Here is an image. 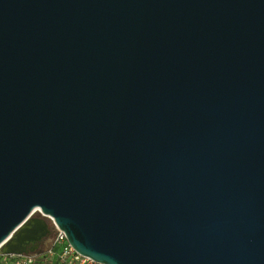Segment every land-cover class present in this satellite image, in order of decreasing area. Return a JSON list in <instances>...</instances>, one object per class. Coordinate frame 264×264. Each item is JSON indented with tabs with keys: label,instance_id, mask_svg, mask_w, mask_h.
<instances>
[{
	"label": "water",
	"instance_id": "water-1",
	"mask_svg": "<svg viewBox=\"0 0 264 264\" xmlns=\"http://www.w3.org/2000/svg\"><path fill=\"white\" fill-rule=\"evenodd\" d=\"M39 212L99 264H264V0H0L3 253Z\"/></svg>",
	"mask_w": 264,
	"mask_h": 264
},
{
	"label": "built area",
	"instance_id": "built-area-1",
	"mask_svg": "<svg viewBox=\"0 0 264 264\" xmlns=\"http://www.w3.org/2000/svg\"><path fill=\"white\" fill-rule=\"evenodd\" d=\"M48 223L49 232L40 242L36 244L34 249L23 253H3L0 248V264H37L38 262L48 260L51 264H99L94 262L87 256L76 252L67 242L66 236L61 231L53 219L39 212ZM46 244L42 257L39 260L37 254L42 245Z\"/></svg>",
	"mask_w": 264,
	"mask_h": 264
},
{
	"label": "rangeland",
	"instance_id": "rangeland-1",
	"mask_svg": "<svg viewBox=\"0 0 264 264\" xmlns=\"http://www.w3.org/2000/svg\"><path fill=\"white\" fill-rule=\"evenodd\" d=\"M33 216H35V217H40V215H39L38 213H35ZM46 244H47V242H46L44 245H42V247H41L40 250H39V253L37 254V256L39 257V258H38L39 260L44 259V258L42 257V254H43V251H44L45 248H46Z\"/></svg>",
	"mask_w": 264,
	"mask_h": 264
},
{
	"label": "bare ground",
	"instance_id": "bare-ground-1",
	"mask_svg": "<svg viewBox=\"0 0 264 264\" xmlns=\"http://www.w3.org/2000/svg\"><path fill=\"white\" fill-rule=\"evenodd\" d=\"M20 246H18L16 243H9V248L13 249V250H18ZM23 247V246H22Z\"/></svg>",
	"mask_w": 264,
	"mask_h": 264
},
{
	"label": "trees",
	"instance_id": "trees-1",
	"mask_svg": "<svg viewBox=\"0 0 264 264\" xmlns=\"http://www.w3.org/2000/svg\"><path fill=\"white\" fill-rule=\"evenodd\" d=\"M37 264H51V263L50 261L44 260V261L38 262Z\"/></svg>",
	"mask_w": 264,
	"mask_h": 264
},
{
	"label": "crops",
	"instance_id": "crops-1",
	"mask_svg": "<svg viewBox=\"0 0 264 264\" xmlns=\"http://www.w3.org/2000/svg\"><path fill=\"white\" fill-rule=\"evenodd\" d=\"M48 261V260H47Z\"/></svg>",
	"mask_w": 264,
	"mask_h": 264
}]
</instances>
